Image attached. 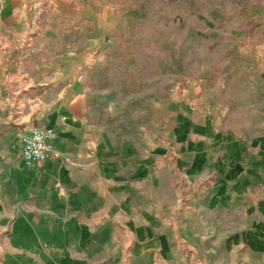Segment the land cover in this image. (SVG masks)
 Listing matches in <instances>:
<instances>
[{
  "label": "crops",
  "instance_id": "0c3cea01",
  "mask_svg": "<svg viewBox=\"0 0 264 264\" xmlns=\"http://www.w3.org/2000/svg\"><path fill=\"white\" fill-rule=\"evenodd\" d=\"M32 1L0 0V210L12 219L2 264H107L115 254H140L157 225L140 203L148 179L165 170L189 176L199 163L225 175L242 157L229 151L248 140L215 127L218 113L191 86L130 108L141 91L127 8L47 0L37 27ZM67 23L73 43L60 47L55 36ZM43 127L53 130L54 157L28 166L21 148L8 154L12 142L18 147Z\"/></svg>",
  "mask_w": 264,
  "mask_h": 264
},
{
  "label": "rangeland",
  "instance_id": "374dc122",
  "mask_svg": "<svg viewBox=\"0 0 264 264\" xmlns=\"http://www.w3.org/2000/svg\"><path fill=\"white\" fill-rule=\"evenodd\" d=\"M32 3L31 17L36 14L35 25L42 27L47 0ZM108 4L129 10L137 36L132 58L141 98L130 108L140 99H165L173 90L181 97L191 86L218 113L215 127L237 130L248 142L228 150L242 157L229 161L225 175L208 172L199 163L189 176L165 170L158 179L149 178L140 203L145 201L157 218L153 237L142 253L115 254L107 264H264V142L250 141L264 137V0ZM71 29L67 23L66 32L58 31L57 45L73 43ZM189 117L202 118L192 112ZM21 143L17 147L12 142L8 154H20ZM182 147L179 142L176 152ZM223 153V145L216 148L217 156ZM5 157L0 147V170ZM11 220L9 212L0 210V264Z\"/></svg>",
  "mask_w": 264,
  "mask_h": 264
},
{
  "label": "built area",
  "instance_id": "2783aa9c",
  "mask_svg": "<svg viewBox=\"0 0 264 264\" xmlns=\"http://www.w3.org/2000/svg\"><path fill=\"white\" fill-rule=\"evenodd\" d=\"M53 130L37 128L22 138L21 155L26 165L31 166L56 155L52 143Z\"/></svg>",
  "mask_w": 264,
  "mask_h": 264
}]
</instances>
